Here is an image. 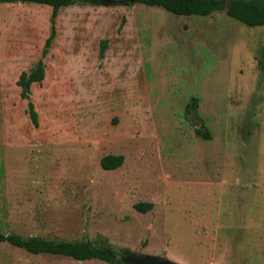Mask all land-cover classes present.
<instances>
[{
    "label": "rangeland",
    "instance_id": "rangeland-1",
    "mask_svg": "<svg viewBox=\"0 0 264 264\" xmlns=\"http://www.w3.org/2000/svg\"><path fill=\"white\" fill-rule=\"evenodd\" d=\"M51 12L0 2V231L264 264V26L103 0L61 8L47 44ZM106 154L123 163L103 169ZM0 264L114 263L0 242Z\"/></svg>",
    "mask_w": 264,
    "mask_h": 264
},
{
    "label": "trees",
    "instance_id": "trees-1",
    "mask_svg": "<svg viewBox=\"0 0 264 264\" xmlns=\"http://www.w3.org/2000/svg\"><path fill=\"white\" fill-rule=\"evenodd\" d=\"M5 0H0V2ZM26 3L45 4L52 7L51 12V31L47 39L50 44L55 35V18L58 16L61 8L75 4L99 5L103 0H22ZM116 1V0H115ZM135 3L147 6H158L175 15H200L207 16L215 11H225V13L248 26H264V0H231L226 9V0H135ZM104 46L101 51L104 50ZM44 78V64L38 61L33 69L28 73L20 74L17 84L21 87V95L28 98L30 87L33 83L40 82ZM198 99L192 97L186 105L185 113L197 110ZM29 112L34 123H37V114L33 105L29 102ZM197 133H202L196 129ZM124 160L121 154H106L100 159V165L103 169L111 170L118 168ZM136 210L146 212L152 208L150 202H137L134 204ZM0 242L22 248L32 254H53L66 256L75 260L85 261L98 259L108 263L126 264L115 258V252L106 246H97L88 240H64L47 239L36 235L21 236L16 233H5L0 231Z\"/></svg>",
    "mask_w": 264,
    "mask_h": 264
},
{
    "label": "water",
    "instance_id": "water-1",
    "mask_svg": "<svg viewBox=\"0 0 264 264\" xmlns=\"http://www.w3.org/2000/svg\"><path fill=\"white\" fill-rule=\"evenodd\" d=\"M108 1H115V0H108ZM120 2H129L134 3L135 0H116ZM231 0L226 1L225 8L227 9L230 5ZM115 258L121 260L126 264H177L171 260L163 259L155 255H142L138 256L132 252H122L115 254Z\"/></svg>",
    "mask_w": 264,
    "mask_h": 264
}]
</instances>
